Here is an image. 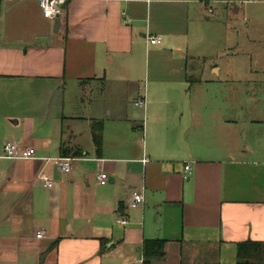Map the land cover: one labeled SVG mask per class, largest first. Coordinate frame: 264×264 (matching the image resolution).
<instances>
[{
  "label": "crops",
  "instance_id": "crops-1",
  "mask_svg": "<svg viewBox=\"0 0 264 264\" xmlns=\"http://www.w3.org/2000/svg\"><path fill=\"white\" fill-rule=\"evenodd\" d=\"M240 1L65 0L56 22L0 0V154L36 156L0 159V264H129L145 240L164 241L151 264H236L264 244V119L211 61L209 16Z\"/></svg>",
  "mask_w": 264,
  "mask_h": 264
},
{
  "label": "rangeland",
  "instance_id": "rangeland-1",
  "mask_svg": "<svg viewBox=\"0 0 264 264\" xmlns=\"http://www.w3.org/2000/svg\"><path fill=\"white\" fill-rule=\"evenodd\" d=\"M238 6L237 13L218 6L209 16L208 30L215 34L211 61L222 68L221 78L229 81L245 113L264 119V0Z\"/></svg>",
  "mask_w": 264,
  "mask_h": 264
},
{
  "label": "built area",
  "instance_id": "built-area-1",
  "mask_svg": "<svg viewBox=\"0 0 264 264\" xmlns=\"http://www.w3.org/2000/svg\"><path fill=\"white\" fill-rule=\"evenodd\" d=\"M65 0H37L41 14L44 18L49 19V20H54L59 18L62 13V5ZM203 2H206L207 0H201ZM259 0H241L240 3L245 4V3H253L257 2ZM214 10L212 7H207V13L208 14H213ZM146 41L149 45H158L161 43V37L160 36H149L146 38ZM135 106L143 108L145 106V100L144 98H138L134 102ZM36 158L35 154L22 150L19 146H17L14 143L7 142L3 145V150L2 153L0 154V159H9V160H18V159H34ZM52 161L60 171L63 173H68L71 169V161L72 159L70 157H58V158H53V159H47ZM185 171L189 170V165L186 164L184 166ZM40 179L43 181V186L50 188L52 186L51 179L46 176L45 174H40ZM107 179V175L105 173H100L98 175V182L99 184H105ZM143 203V196L141 192L134 191L131 193L130 199L128 200V206L130 208H136L139 205ZM117 222L120 224H126L127 220L123 218H118ZM37 238H43V233L38 232L36 234ZM129 264H143V256Z\"/></svg>",
  "mask_w": 264,
  "mask_h": 264
},
{
  "label": "trees",
  "instance_id": "trees-1",
  "mask_svg": "<svg viewBox=\"0 0 264 264\" xmlns=\"http://www.w3.org/2000/svg\"><path fill=\"white\" fill-rule=\"evenodd\" d=\"M102 131L101 122L92 124V135L96 145L100 143ZM164 241L162 240H145L142 246L143 264H151L152 261L160 256L163 250ZM264 254V244L254 241H245L237 244L236 264H262ZM257 259V260H256ZM256 260V261H254Z\"/></svg>",
  "mask_w": 264,
  "mask_h": 264
},
{
  "label": "water",
  "instance_id": "water-1",
  "mask_svg": "<svg viewBox=\"0 0 264 264\" xmlns=\"http://www.w3.org/2000/svg\"><path fill=\"white\" fill-rule=\"evenodd\" d=\"M56 22H58V20L56 19ZM242 136H243V133H242Z\"/></svg>",
  "mask_w": 264,
  "mask_h": 264
}]
</instances>
